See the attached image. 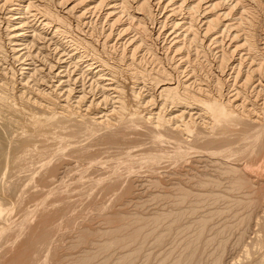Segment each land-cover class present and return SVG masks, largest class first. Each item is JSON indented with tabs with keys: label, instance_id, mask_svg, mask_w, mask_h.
I'll return each mask as SVG.
<instances>
[{
	"label": "rangeland",
	"instance_id": "1",
	"mask_svg": "<svg viewBox=\"0 0 264 264\" xmlns=\"http://www.w3.org/2000/svg\"><path fill=\"white\" fill-rule=\"evenodd\" d=\"M137 118L1 128L0 264L264 263V129L207 146Z\"/></svg>",
	"mask_w": 264,
	"mask_h": 264
},
{
	"label": "bare ground",
	"instance_id": "2",
	"mask_svg": "<svg viewBox=\"0 0 264 264\" xmlns=\"http://www.w3.org/2000/svg\"><path fill=\"white\" fill-rule=\"evenodd\" d=\"M263 19L264 0H0V131L69 120L95 129L143 117L180 139L257 134Z\"/></svg>",
	"mask_w": 264,
	"mask_h": 264
}]
</instances>
